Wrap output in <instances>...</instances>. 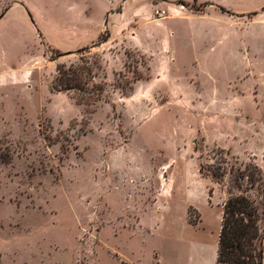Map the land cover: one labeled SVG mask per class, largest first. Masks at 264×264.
Returning a JSON list of instances; mask_svg holds the SVG:
<instances>
[{
  "label": "rangeland",
  "instance_id": "obj_1",
  "mask_svg": "<svg viewBox=\"0 0 264 264\" xmlns=\"http://www.w3.org/2000/svg\"><path fill=\"white\" fill-rule=\"evenodd\" d=\"M205 2L261 0H0V264H216L220 205L264 194V36L243 57L159 26Z\"/></svg>",
  "mask_w": 264,
  "mask_h": 264
},
{
  "label": "trees",
  "instance_id": "obj_2",
  "mask_svg": "<svg viewBox=\"0 0 264 264\" xmlns=\"http://www.w3.org/2000/svg\"><path fill=\"white\" fill-rule=\"evenodd\" d=\"M209 4H204L207 7ZM223 11L230 13L225 8ZM203 11V10H198ZM110 35H101L97 44L92 47H84L77 50V53L88 52L95 46H101L109 41ZM59 55H62L61 52ZM70 54L71 52H67ZM82 70V68H79ZM58 77L53 84L52 92H69L78 89L83 92L84 87L80 74L76 77H69V71L65 66H58ZM74 71V73H77ZM71 83H75L76 88ZM103 90V89H102ZM80 104H86L79 101ZM201 175H204V168L201 166ZM223 173H212V177L221 181ZM249 183L252 188H257L262 178L248 175ZM241 190V189H240ZM212 196V195H210ZM264 218V194H262V202L258 203L251 199L249 195L241 191L238 196H230L223 205V213L221 219V230L218 241V256L216 264H264V229L261 222Z\"/></svg>",
  "mask_w": 264,
  "mask_h": 264
},
{
  "label": "crops",
  "instance_id": "obj_3",
  "mask_svg": "<svg viewBox=\"0 0 264 264\" xmlns=\"http://www.w3.org/2000/svg\"><path fill=\"white\" fill-rule=\"evenodd\" d=\"M205 3H209V5L205 7L203 11L198 12L181 10L179 7H172L170 8L172 16L170 15V17L164 19L163 21H160L159 26L161 27L163 23L165 24L168 21L172 23V18L178 17L185 27L183 29L178 27L179 29L177 30L172 23L171 25L168 24V30L165 31V33L171 31L170 36H173V38L183 40L189 39L194 43L204 42L205 46H209V50L214 53L217 50L216 45H230L231 41L235 37V40L238 42L240 55H242L243 57L247 56L249 54L248 48L250 39L254 38V41H258V39H256L255 37L264 36V0H261L257 9L251 8L248 10L240 11L242 13H236L225 8L230 12L228 13L223 11L222 8L224 7L220 6L217 3ZM121 14L124 15L125 11H123L122 13H118L117 15ZM180 23L181 22H179V24ZM149 24L154 25L155 23L151 21L149 22ZM100 35L98 36V38L96 37V40L94 39L95 36L90 37V39H87L85 44H95ZM137 36H139L138 31L135 32L133 37ZM114 37L115 36H111V39H113ZM211 41L213 42V44L209 45L208 42L211 43ZM197 65L199 66V64ZM211 197L213 196H210V198ZM220 208H223L222 204L220 205Z\"/></svg>",
  "mask_w": 264,
  "mask_h": 264
},
{
  "label": "built area",
  "instance_id": "obj_4",
  "mask_svg": "<svg viewBox=\"0 0 264 264\" xmlns=\"http://www.w3.org/2000/svg\"><path fill=\"white\" fill-rule=\"evenodd\" d=\"M164 13H165V12L163 11V12H161V13H159V14H160V16H162Z\"/></svg>",
  "mask_w": 264,
  "mask_h": 264
},
{
  "label": "water",
  "instance_id": "obj_5",
  "mask_svg": "<svg viewBox=\"0 0 264 264\" xmlns=\"http://www.w3.org/2000/svg\"><path fill=\"white\" fill-rule=\"evenodd\" d=\"M2 17H0V19H1Z\"/></svg>",
  "mask_w": 264,
  "mask_h": 264
}]
</instances>
